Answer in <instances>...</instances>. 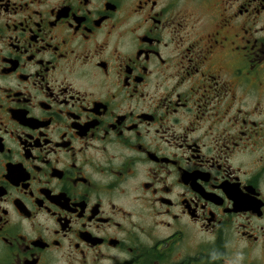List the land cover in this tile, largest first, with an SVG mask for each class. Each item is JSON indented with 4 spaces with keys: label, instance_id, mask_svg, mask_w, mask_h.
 Segmentation results:
<instances>
[{
    "label": "flooded vegetation",
    "instance_id": "af4514ba",
    "mask_svg": "<svg viewBox=\"0 0 264 264\" xmlns=\"http://www.w3.org/2000/svg\"><path fill=\"white\" fill-rule=\"evenodd\" d=\"M0 264H264V0H0Z\"/></svg>",
    "mask_w": 264,
    "mask_h": 264
}]
</instances>
